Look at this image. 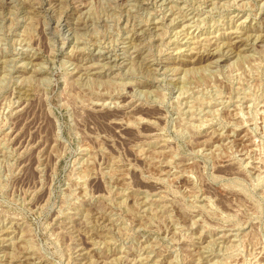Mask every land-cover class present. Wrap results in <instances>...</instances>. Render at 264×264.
I'll return each mask as SVG.
<instances>
[{
  "label": "rangeland",
  "instance_id": "rangeland-1",
  "mask_svg": "<svg viewBox=\"0 0 264 264\" xmlns=\"http://www.w3.org/2000/svg\"><path fill=\"white\" fill-rule=\"evenodd\" d=\"M0 264H264V0H0Z\"/></svg>",
  "mask_w": 264,
  "mask_h": 264
},
{
  "label": "bare ground",
  "instance_id": "bare-ground-1",
  "mask_svg": "<svg viewBox=\"0 0 264 264\" xmlns=\"http://www.w3.org/2000/svg\"><path fill=\"white\" fill-rule=\"evenodd\" d=\"M212 57V56H211Z\"/></svg>",
  "mask_w": 264,
  "mask_h": 264
}]
</instances>
